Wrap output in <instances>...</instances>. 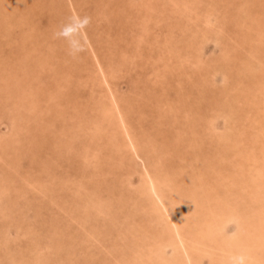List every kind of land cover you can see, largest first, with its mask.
Here are the masks:
<instances>
[{
    "label": "bare ground",
    "instance_id": "6f19581e",
    "mask_svg": "<svg viewBox=\"0 0 264 264\" xmlns=\"http://www.w3.org/2000/svg\"><path fill=\"white\" fill-rule=\"evenodd\" d=\"M0 264H264V0H0Z\"/></svg>",
    "mask_w": 264,
    "mask_h": 264
},
{
    "label": "rangeland",
    "instance_id": "374dc122",
    "mask_svg": "<svg viewBox=\"0 0 264 264\" xmlns=\"http://www.w3.org/2000/svg\"><path fill=\"white\" fill-rule=\"evenodd\" d=\"M208 51L210 50L208 49ZM122 87L126 89V85L124 84V82H122Z\"/></svg>",
    "mask_w": 264,
    "mask_h": 264
}]
</instances>
